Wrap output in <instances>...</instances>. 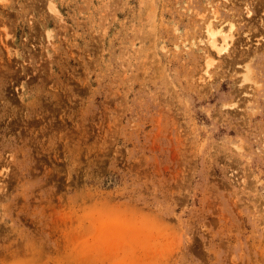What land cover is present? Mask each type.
Masks as SVG:
<instances>
[{"label":"rangeland","instance_id":"1","mask_svg":"<svg viewBox=\"0 0 264 264\" xmlns=\"http://www.w3.org/2000/svg\"><path fill=\"white\" fill-rule=\"evenodd\" d=\"M0 264H264V0H0Z\"/></svg>","mask_w":264,"mask_h":264},{"label":"bare ground","instance_id":"2","mask_svg":"<svg viewBox=\"0 0 264 264\" xmlns=\"http://www.w3.org/2000/svg\"><path fill=\"white\" fill-rule=\"evenodd\" d=\"M235 25L233 24V22L230 23V31L228 32V34H223V30L222 29H214L213 27L209 28L207 30V36H208V40L212 42V45L218 50V52H222V51H226L229 50V45L230 42H232V30L234 29ZM217 35H221V42H220V46L219 44H216V37ZM228 38L230 41H228Z\"/></svg>","mask_w":264,"mask_h":264}]
</instances>
